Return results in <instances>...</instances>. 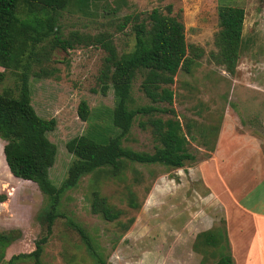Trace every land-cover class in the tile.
Instances as JSON below:
<instances>
[{
	"label": "rangeland",
	"instance_id": "obj_1",
	"mask_svg": "<svg viewBox=\"0 0 264 264\" xmlns=\"http://www.w3.org/2000/svg\"><path fill=\"white\" fill-rule=\"evenodd\" d=\"M168 4L173 14L181 15L187 44L204 50V55L198 59L199 65L190 73L179 70L171 85L172 107L196 160L176 169L161 164H133L125 171L123 179L102 177L98 181L109 202L123 210L120 220L133 218L127 231L116 222L104 221L90 213L89 193L95 183L90 174L83 176L77 186L68 189L62 197L61 214L44 244L40 264H97L79 234L68 227L67 217L87 230L111 264H134L132 260L142 254H152L146 250L167 255L168 259L183 257L187 262L194 257L198 264H210L219 256L216 246L207 245L197 237L203 231L224 228L223 208L205 179L212 177L215 169L220 173L226 169L224 165H217L213 156L222 125L228 135L243 132L238 127L241 122L243 129L259 140L258 154L264 155V0H101L84 11H64L60 23L65 34L71 30L110 31L118 50L122 51L130 49L134 43L133 37L127 35L129 26L122 32L115 28L122 16L144 14L153 8L164 9ZM220 4L241 6L245 11L241 54L233 74L209 59V52L215 50L213 39L218 29L217 6ZM103 56L104 51L94 46H78L66 51L55 49L49 64L54 69L53 74L29 78L31 104L36 113L56 120L48 138L57 147L49 172L57 186L67 176L74 158L65 147L67 140L81 134L104 140L118 132L110 118L115 104L113 91L108 89L102 94L97 81ZM0 70L3 69L0 67ZM140 82V76L133 82L132 106L149 103L140 91ZM13 85L14 78L6 72L0 90ZM82 99L89 107L87 120H82L77 112ZM160 115L171 117L170 114ZM140 118L135 119L123 145L152 152L155 142L149 129L139 127ZM232 140L223 143L225 152L232 150V144H237ZM2 146L0 139V230L15 228L22 233L0 260V264H8L12 256L34 249L35 240L43 233L40 217L47 200L34 182L9 174ZM129 189L134 190L141 202L138 209L127 205ZM10 264L34 262L32 258L19 256Z\"/></svg>",
	"mask_w": 264,
	"mask_h": 264
},
{
	"label": "trees",
	"instance_id": "obj_2",
	"mask_svg": "<svg viewBox=\"0 0 264 264\" xmlns=\"http://www.w3.org/2000/svg\"><path fill=\"white\" fill-rule=\"evenodd\" d=\"M101 0H0V85L6 72L14 78L12 87L0 90V139L5 166L13 177L34 182L46 196V206L40 217L42 235L34 242L32 251L12 256L8 264L19 256L32 258L40 264L44 244L52 233L64 193L77 186L81 178L90 174L94 183L89 193V211L107 222L120 224L127 231L133 218L120 220L123 210L109 202L101 192L98 181L102 178L123 179L125 171L133 164H161L181 168L186 162L196 160L189 150L187 135L176 111L172 107L174 91L171 85L179 70L190 73L199 65L204 50L189 45L185 39L184 24L180 14H173L172 6L153 8L144 14L122 16L116 23L117 31L127 26V35L133 37L130 49L119 51L114 34L107 30L96 33L71 30L65 34L60 19L64 11H84ZM143 15V16H142ZM244 8L231 4L217 6V26L209 59L227 72H235L242 48ZM94 46L104 51L97 75L100 92L112 89L115 99L111 109V124L115 135L99 140L88 134L76 135L66 141L67 151L73 155L67 176L60 185L50 178L57 147L48 138L56 125L54 118L39 116L31 104L30 76L48 77L54 69L49 66L55 49H74ZM140 76V91L148 104L132 106V85ZM78 116L87 120L89 107L80 100ZM160 114H170L163 118ZM137 117L142 129H149L155 142L153 151H138L123 145ZM217 130V128H216ZM136 181V179H134ZM127 205L138 209L134 190L126 195ZM67 225L75 230L97 264H111L87 230L71 217ZM22 236L19 229L0 230V260L8 246ZM207 245L217 247L219 256L210 264H234L229 252L225 227L216 231H203L197 235Z\"/></svg>",
	"mask_w": 264,
	"mask_h": 264
},
{
	"label": "crops",
	"instance_id": "obj_3",
	"mask_svg": "<svg viewBox=\"0 0 264 264\" xmlns=\"http://www.w3.org/2000/svg\"><path fill=\"white\" fill-rule=\"evenodd\" d=\"M238 127L243 132L228 135L223 125L220 127L213 156L216 164L226 169L223 173L215 169L205 181L223 208L225 234L234 264H264V155L258 154L259 140L245 131L241 122ZM228 139L237 144L225 152L223 143ZM146 251L152 254H142L132 260L134 264H198L194 257L187 262L183 257L168 259L167 255Z\"/></svg>",
	"mask_w": 264,
	"mask_h": 264
}]
</instances>
